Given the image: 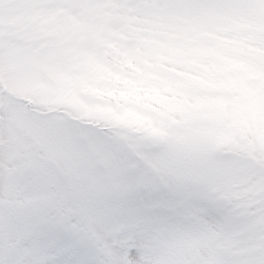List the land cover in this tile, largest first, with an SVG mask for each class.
Here are the masks:
<instances>
[{
	"label": "snow or ice",
	"instance_id": "1",
	"mask_svg": "<svg viewBox=\"0 0 264 264\" xmlns=\"http://www.w3.org/2000/svg\"><path fill=\"white\" fill-rule=\"evenodd\" d=\"M0 264H264V0H0Z\"/></svg>",
	"mask_w": 264,
	"mask_h": 264
}]
</instances>
